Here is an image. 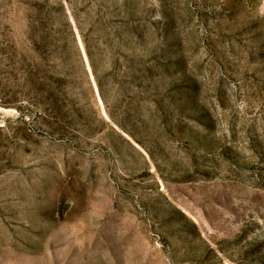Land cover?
Here are the masks:
<instances>
[{
	"label": "rangeland",
	"instance_id": "1",
	"mask_svg": "<svg viewBox=\"0 0 264 264\" xmlns=\"http://www.w3.org/2000/svg\"><path fill=\"white\" fill-rule=\"evenodd\" d=\"M0 264H264V0H0Z\"/></svg>",
	"mask_w": 264,
	"mask_h": 264
}]
</instances>
